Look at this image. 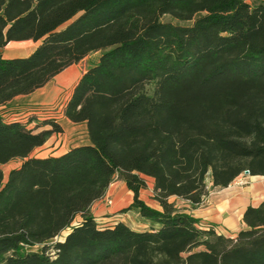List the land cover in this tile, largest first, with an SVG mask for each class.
Wrapping results in <instances>:
<instances>
[{"label":"trees","instance_id":"obj_1","mask_svg":"<svg viewBox=\"0 0 264 264\" xmlns=\"http://www.w3.org/2000/svg\"><path fill=\"white\" fill-rule=\"evenodd\" d=\"M25 40V56L0 52V106L100 54L62 106L89 143L30 157L58 121L0 109V163L22 159L0 169V264H264V200L235 237L168 201L264 176V1L0 0V48ZM115 177L133 193L122 211L157 227L97 225L91 204ZM145 177L161 210L139 198Z\"/></svg>","mask_w":264,"mask_h":264},{"label":"crops","instance_id":"obj_2","mask_svg":"<svg viewBox=\"0 0 264 264\" xmlns=\"http://www.w3.org/2000/svg\"><path fill=\"white\" fill-rule=\"evenodd\" d=\"M254 1L256 0H247L248 3H253ZM77 64H79V61L64 68L43 86L35 89L33 92L14 96L11 100L1 105L0 109L2 110V108H5V112L10 109L13 111L9 114L18 115L23 114L28 108L34 106L55 107L57 105H65L71 95L74 85L81 74L89 67L85 66L81 71H78ZM53 79H56L60 84H55ZM68 86H71L70 89L66 94L62 95L63 89ZM58 123L61 127V131L52 132L44 144L38 146L39 148L49 149L50 146L53 145L51 149H57L54 152L46 153L44 157L56 156L69 150L71 147L89 143L84 122L75 123L66 116H62ZM32 126L34 125H30V127ZM48 127V124L40 125L36 127V130ZM79 129H82L81 135H79ZM236 179L226 187L211 189L204 200L196 206H192L188 200L176 196H169L168 201L173 202L176 208L195 217L198 220L197 225L199 227L213 228L217 234L235 237L238 230L244 227L242 216L246 207L249 205L257 206L264 200L263 175H245L243 177V183H237ZM106 197H111L113 204L107 206L104 202V198ZM125 198L127 201L121 204ZM139 198L148 206L161 210L160 204L153 197V186L150 185V182H147L146 188L140 190ZM132 200V191L128 190L123 180L115 177L105 194L91 204L90 211L97 225L101 228L113 226L118 221H122L136 230H144L152 226L157 227L156 223L143 217L137 208L133 207L126 211L117 212L129 206ZM129 212L138 214V221L126 220L124 216L128 217Z\"/></svg>","mask_w":264,"mask_h":264},{"label":"rangeland","instance_id":"obj_3","mask_svg":"<svg viewBox=\"0 0 264 264\" xmlns=\"http://www.w3.org/2000/svg\"><path fill=\"white\" fill-rule=\"evenodd\" d=\"M37 44L34 43L33 41L31 40H25V41H12V42H9L7 43L3 48H0V52L2 53V55L4 57H13V56H25L27 55ZM99 54H100V51H94V52H91L89 53L83 60L79 61V64H77V69L78 71H81V69L85 66H90L92 64H94L98 57H99ZM53 82L55 84H60L59 82L56 81V79H53ZM71 86H68L67 88H64L63 89V92H62V95L66 94V92L70 89ZM59 106V105H57ZM55 106V107H57ZM35 108H41L40 106H34V107H31V108H28V110H32V109H35ZM43 108V107H42ZM3 112H5V108H2ZM11 111L13 110H7L6 113H10ZM27 111V110H26ZM25 111V112H26ZM14 115H17V114H14ZM18 115H21V114H18ZM34 116V115H32ZM34 118V121L31 122L32 125L36 124L37 121H39L38 119H35V116L33 117ZM59 122V121H58ZM79 135L82 134V129H79ZM53 145L50 146L49 149H43V148H35L31 151V153L29 154L30 157H40V156H43L48 153V152H54L56 151L57 149H51ZM22 162V159L20 158H14L6 163H0V169L3 173V176H4V180L6 179L7 177V174L8 172L15 168V167H18ZM244 176H242L243 178ZM146 178V181L147 182H150V185L153 186V179H151L150 177H145ZM152 180V181H151ZM237 180V179H236ZM244 181V179H243ZM209 190H211V188H209ZM111 199V197H109ZM105 199V198H104ZM126 198L123 199L122 203L121 204H124L126 202ZM105 202V201H104ZM105 204L107 206H110L111 204H113L112 202V199H111V203L110 204H107L105 202ZM116 207V206H115ZM126 208V207H125ZM124 208H122L121 210L117 211V212H120L122 211ZM123 216V215H122ZM126 217V220H134V221H138V214H133L132 212H129L128 213V217L127 216H124ZM76 220H79V217L76 218ZM110 222V221H109ZM69 230L68 229H65L63 230L57 237H55L53 240H50L48 241V244H52L54 241H57V240H61L63 239V237L66 235V233L68 232ZM31 249L33 250H38L39 249V246L36 245L34 247H32ZM50 254H53V251H52V248L48 249L47 250Z\"/></svg>","mask_w":264,"mask_h":264},{"label":"built area","instance_id":"obj_4","mask_svg":"<svg viewBox=\"0 0 264 264\" xmlns=\"http://www.w3.org/2000/svg\"><path fill=\"white\" fill-rule=\"evenodd\" d=\"M4 115L6 117H8L9 119H26L29 115H34L37 119H43V118H47V119H52L55 121H59L60 118L63 115L62 113V105H59L57 107H41V108H35L32 110H27L26 112H24L21 115H14V114H8L6 112H3ZM248 175V171L245 170L243 171L238 177H237V183H243V178L242 176ZM104 201L107 204L111 203V199L109 197H106L104 199Z\"/></svg>","mask_w":264,"mask_h":264},{"label":"water","instance_id":"obj_5","mask_svg":"<svg viewBox=\"0 0 264 264\" xmlns=\"http://www.w3.org/2000/svg\"><path fill=\"white\" fill-rule=\"evenodd\" d=\"M67 233H68V232H67ZM67 233H66V234H67Z\"/></svg>","mask_w":264,"mask_h":264}]
</instances>
